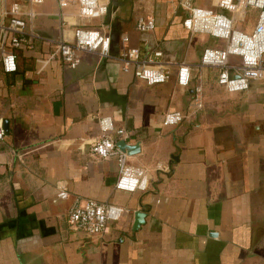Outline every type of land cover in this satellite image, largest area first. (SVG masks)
Segmentation results:
<instances>
[{
  "label": "crops",
  "instance_id": "crops-1",
  "mask_svg": "<svg viewBox=\"0 0 264 264\" xmlns=\"http://www.w3.org/2000/svg\"><path fill=\"white\" fill-rule=\"evenodd\" d=\"M102 1L106 14L82 19L72 5L62 24L57 0H45L17 70L4 71L0 58V264H264V79L245 91L220 85L218 69L200 64L204 49L220 44L186 28L181 0ZM193 1L233 15L218 0ZM249 11L257 10L246 19ZM148 14L155 29L138 31ZM79 26L109 33L113 57L83 50L78 67L65 64L57 41H74ZM132 46L190 63V85H179L175 64L159 84L123 71L116 56ZM196 84L203 109L165 125L167 111L190 112ZM104 116L129 131V144L140 142L129 161L146 169V191L117 189L116 158L91 152ZM77 196L121 205L124 214L107 232L86 235L68 223ZM138 212L145 220L136 227Z\"/></svg>",
  "mask_w": 264,
  "mask_h": 264
},
{
  "label": "built area",
  "instance_id": "built-area-1",
  "mask_svg": "<svg viewBox=\"0 0 264 264\" xmlns=\"http://www.w3.org/2000/svg\"><path fill=\"white\" fill-rule=\"evenodd\" d=\"M5 0H0V15L5 19L0 22V58L6 72H14L18 68L17 55L14 48L32 45L35 33L29 29L35 16L36 7L45 0H11L7 10L3 8ZM62 24L63 10L77 5L78 16L82 19L100 17L109 11V5L102 0H57ZM218 6L233 13L228 16L223 12L198 6L193 0H181V5L188 11L184 25L192 34L204 33L223 41V45L206 47L202 53L201 65L218 69V82L228 91L248 90L252 82L264 79V0H218ZM257 10L256 24L250 32L238 29L236 23L245 21L248 10ZM154 14L140 15L137 30L152 31L156 27ZM129 37H124L128 41ZM111 35L99 29L79 26L74 30V41L60 38L57 41L61 60L76 68L81 63L80 52L83 50L97 51L102 57H113L111 53ZM232 55L239 56V62L230 61ZM161 50H154L143 56L141 49L132 46L116 56L122 69L131 72L137 79L149 84H159L171 77L170 65L178 68V83L188 87L192 81L193 67L186 61L171 62L164 58ZM204 107V87L196 84L190 112L169 110L164 114L163 123L174 126L183 123L190 115H196ZM101 133L91 144V152L99 157L116 158L119 175L116 188L123 191H146L149 177L145 168L132 164L129 154L118 145L119 139L129 136L125 128L115 126L110 116L99 119ZM6 135V129L0 124V139ZM59 192L67 194V187L62 184ZM124 207L115 203L102 202L94 198L77 196L70 207L68 223L72 229L82 231L86 235H101L108 231L111 222L118 221L124 214Z\"/></svg>",
  "mask_w": 264,
  "mask_h": 264
},
{
  "label": "water",
  "instance_id": "water-1",
  "mask_svg": "<svg viewBox=\"0 0 264 264\" xmlns=\"http://www.w3.org/2000/svg\"><path fill=\"white\" fill-rule=\"evenodd\" d=\"M117 145L128 154L133 155L139 152L140 150V142L129 144L125 139H119L117 141ZM145 220V213L138 212L137 219H136V227L143 223Z\"/></svg>",
  "mask_w": 264,
  "mask_h": 264
},
{
  "label": "rangeland",
  "instance_id": "rangeland-1",
  "mask_svg": "<svg viewBox=\"0 0 264 264\" xmlns=\"http://www.w3.org/2000/svg\"><path fill=\"white\" fill-rule=\"evenodd\" d=\"M256 14V11H249V16L248 17H252L253 16V18L251 19V18H248V19H246L245 21H241L239 24H237V26L238 27H240L241 29H247V27L248 28H250V27H253L254 26V24L256 23V16H254V15ZM218 40V42H219V44L222 46L223 45V41H221L220 39H217Z\"/></svg>",
  "mask_w": 264,
  "mask_h": 264
},
{
  "label": "trees",
  "instance_id": "trees-1",
  "mask_svg": "<svg viewBox=\"0 0 264 264\" xmlns=\"http://www.w3.org/2000/svg\"><path fill=\"white\" fill-rule=\"evenodd\" d=\"M256 13H257V11H256ZM254 15V14H253ZM21 48H14L13 50H14V52L16 53V55H18V51L20 50Z\"/></svg>",
  "mask_w": 264,
  "mask_h": 264
}]
</instances>
